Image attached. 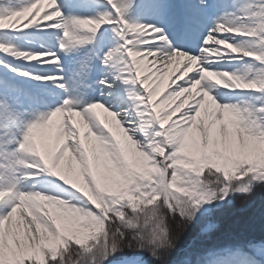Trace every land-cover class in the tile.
Wrapping results in <instances>:
<instances>
[{"label":"snow or ice","instance_id":"snow-or-ice-1","mask_svg":"<svg viewBox=\"0 0 264 264\" xmlns=\"http://www.w3.org/2000/svg\"><path fill=\"white\" fill-rule=\"evenodd\" d=\"M200 4L206 7L207 0H200ZM256 8L257 11H252L250 7H246L245 15L239 16L237 20H218L207 32L202 46L193 52L174 47L164 28L135 18L138 13L166 14L167 10L160 0H65L63 5L59 0H0V20L4 21L0 25V37L6 32L50 29L56 30L55 39L58 44L55 50L46 48L44 51H31L0 39V53L18 60L37 62L38 65H51L52 69L48 74L7 65L4 59H0V65L10 67L13 73H18L21 77L50 81L65 93V98L58 106L41 111L40 105L47 101L7 79L0 80V108L18 130V134L13 132V139L10 141L5 142L0 136V184L6 185L0 187V190L7 197H0V221L6 237L17 230V218L22 214L18 206L20 200L29 198L21 197V190H17V186L47 175L58 178L59 185L56 191L47 194L68 202L71 212L75 214L77 232L75 235L64 233L61 238V232L66 227L64 221H70L71 225L73 223L71 214L44 218L33 224L32 231L39 228L38 235L42 233L54 236L57 240L41 250V258L46 259V264H80L79 260H72L73 254L81 259L91 255L93 261L97 256L107 260L109 256L122 253L125 249L140 256L144 252H150L152 258L160 261V264H168L173 251L202 209L213 204L219 205L236 193H247L254 181L264 184V170L253 168L244 158L227 175L215 168H204L201 171L190 166L177 167V148L179 153H184L192 146V129L185 134L182 145L166 139L159 124H153L152 135L145 136L139 130L140 122L131 114L129 103L122 111L117 112L105 103L91 99L95 86H99L102 95L104 89L112 90L107 94L113 96L116 104L124 102L117 89L127 93V99L138 104L139 101L135 100L131 90L136 95L147 98L144 91L146 85L142 87L135 78L139 61L147 58L161 67L171 61L178 64L179 70L172 77L174 86L169 89L170 92L180 93L183 89L198 85L207 91L210 98H215L218 104L235 105L251 125L264 127V123L257 125L256 119H253L258 117L264 122V101L249 106L221 102L218 96L224 93L217 91L221 88L256 90L253 95L258 93L264 97V31L249 27L246 22L250 17H257L264 26V0H257ZM90 10L95 14H81ZM173 24L181 31L186 28L187 22L181 17H174ZM105 25L112 35L101 32ZM236 36L257 41L259 48L246 46L243 41H237ZM84 48L88 51L82 56ZM60 53L69 62L67 69ZM189 58L198 62L199 70L186 71L191 64ZM245 58H251V61ZM97 60L103 64L105 75L93 81L92 73ZM225 60L240 61L247 67L243 70H220L218 65ZM180 61L185 62L179 63ZM251 62H255L254 65ZM206 73L219 75L206 78ZM223 75L237 81L236 86H224L220 79ZM197 108L199 104L191 112L194 118L200 115ZM98 110H102L103 114ZM65 114L73 117L71 122L62 120ZM81 114L88 121V125L84 126L85 132L90 126L91 131L96 134L93 137L95 144H100V138L105 135L106 117L115 114L124 127L130 129V135L140 142L141 148L152 156L154 172L147 176H137L130 184L129 191L135 195L128 198L102 195L100 206H97L45 167L51 163L49 153L55 156L62 151V144L57 143L58 128L70 123L80 127ZM3 119L4 115L0 114V121ZM4 123H0V127ZM52 128H55L54 145L49 142L51 137L38 138V132H47ZM64 130L69 129L65 127ZM29 142H35V149L27 147ZM156 143L164 146L163 154L152 151ZM73 151L79 153L75 146ZM112 152L113 158L120 163V152L115 144L112 145ZM9 158H15L16 165L22 166V170L3 162ZM97 163L103 172V161ZM8 171L11 172V178L6 175ZM210 177L215 179L211 180ZM31 192L38 193V190ZM27 218L31 223L30 214ZM170 220L174 223L169 222ZM214 227L216 225L210 224L203 231L207 232ZM225 252L238 257L236 264H264V239L238 245L234 250L232 247L221 249L216 252L217 258L211 264H232V260L219 255ZM21 264H35V261L29 256H23Z\"/></svg>","mask_w":264,"mask_h":264},{"label":"rangeland","instance_id":"rangeland-1","mask_svg":"<svg viewBox=\"0 0 264 264\" xmlns=\"http://www.w3.org/2000/svg\"><path fill=\"white\" fill-rule=\"evenodd\" d=\"M180 1L181 11H187L185 3L189 0ZM197 1L200 3V0ZM227 1L228 3L207 0L206 7L202 6V9H198L192 6V8L195 10L194 12H198L199 18L216 24L218 20L223 22L224 12L227 11L234 14L233 7L239 6L237 2H243V0ZM176 2L177 0H160V3L165 8L172 6ZM92 12H85L82 15H93ZM164 15L165 14L152 12L143 13L140 16L136 15L135 18L140 20V22L156 25V21L158 20L159 22ZM241 15L243 16L245 14ZM174 17L176 16L173 15L170 17L169 23L171 25H174ZM230 20H237V18L233 15ZM246 22L249 27H256L258 30L264 31V26L260 24V18L255 20L249 18ZM3 23L4 21L0 20V25ZM188 23H192V21L189 19ZM196 24L198 25L200 22L197 21ZM183 31L184 30H181L179 33L184 34ZM101 32L109 36L112 35L107 25L101 29ZM55 34L56 30L32 29L25 30L23 33L6 32L0 39L8 40L23 50L44 51L46 48L57 49L58 44L55 39ZM206 34L207 33H202L199 38L194 36L192 39H187L184 44L174 47L179 50H191L195 52L202 46ZM236 40L243 41L246 46L259 48V44L255 40L246 38H238ZM42 45L43 47H41ZM60 55L62 59H64L65 68L67 69L69 62L67 58L63 56V53H60ZM0 59H4L7 65L29 70L34 73L39 72L48 74L49 70L52 69L51 65H38L37 62L18 60L3 53H0ZM245 59L251 61V58ZM251 63L254 65L255 62ZM140 66L141 61H139L137 65L135 74L139 71ZM167 66L168 64L164 65V68ZM218 67L220 70L231 71L235 68H242L243 70L247 66L243 65L240 61L230 62L229 60H225L222 61ZM158 72L159 76L154 74V77H146L144 79L145 81L142 83L143 87L146 85L144 91L150 99H152L153 92L158 91L159 93V101L155 105H147L151 117L149 118L150 128L147 131L145 130V136H151L153 124H159L166 139H171L174 143L182 145L185 134L189 129H192V146L184 153H179V148H177V156L181 157L184 161L185 167L190 166L193 169L201 171L204 168H215L218 172H224L225 175H227L235 169L236 163L241 158H244L248 160L253 168H264V160L257 164L258 157L261 155L264 157V127L251 125L244 119L243 114L235 105H226L224 108H219L214 101L206 105L200 98L202 94L206 97L208 93L198 85H194L189 89H183L180 93L170 92L169 89L174 83L172 79L174 70L170 67ZM141 74L142 72H140V75ZM218 75L217 73H210L206 78H212ZM4 79L19 85L23 90L31 91L35 96L47 101V103L40 105L41 111H47L58 106L60 101L65 98L64 91L53 86L50 81H34L28 77H21L18 73H13L10 67L0 65V80ZM220 79L226 87H234L236 83H238L230 79L227 75L220 76ZM191 89H193V94L191 93ZM217 91L225 93L227 90L221 88ZM231 91L238 92V90ZM253 93L254 92H251L247 95L237 93L235 96L224 98L222 102H236L241 103V106H249L264 101V97L259 96L258 93L253 95ZM73 95H76V93H73ZM199 95L200 98H198ZM91 96L95 97V100H98L97 89ZM105 99L106 97L102 98V100ZM197 104H199V108H197L196 111L199 112L200 115L198 118H194L191 115L192 107L190 109V106H195ZM129 105L131 106L132 103ZM126 106L127 105H124V107ZM180 113H184V115H179ZM0 114L4 115V119L0 121V123L5 122L4 125L0 127V136L7 142L13 139V132H17L18 134V130L15 129L14 122L8 121L7 114L3 113L2 108H0ZM62 118L73 119V117H69L67 114ZM253 119H256L257 125L264 123L261 122L258 117H253ZM85 125H88L87 120L82 126L86 136L82 135L80 130L74 129L71 125L68 126V129L73 130L76 134L71 137L70 143L63 146L62 151L57 155L56 164H53L50 160V171L53 172V174L59 175L60 179L63 180L66 185L70 186L74 191L81 193L83 196H86L93 203H96L97 206H100L102 195L123 196L125 198L135 195L129 191L130 184L137 176H147L154 172L152 156H150L148 152H145L141 148L140 142L131 136L128 141H123L120 146L116 147L120 152V163H117L113 158L114 153L110 157L105 155L107 151L106 143H109L108 140L113 136L114 132L106 130L104 137L100 138L101 143L95 144L93 137L96 134L91 131L90 126L87 127V131L85 132ZM69 130H67V135L70 133ZM157 135H159V133ZM73 146L79 149V153L73 151ZM27 147L29 149H35L36 145L33 142H29ZM152 151L163 154L164 146L161 143H156L153 145ZM97 161H103V172ZM3 162L11 163L13 167H18L22 170V166L16 165L15 158H9ZM45 167H47V165H45ZM6 175L11 178L10 171L6 172ZM57 179L58 178L54 179L44 175L42 178L29 181L26 185L17 186V190H21L20 196L29 198L20 200L18 206L21 208L22 214L17 218L18 227L14 233L6 237L3 230V223L0 221V264H21V257L23 256L31 257L35 261V264H46V259L41 258V250L47 245L56 243L57 240L54 236H45L42 233L38 235L40 231L39 228H37L35 232L32 231L33 224H36L44 218H56L61 214H71L73 223L71 225L70 221H64L66 227L61 232V238L64 237V233L69 235L76 234L75 214L71 212V206L67 201L47 194L58 189L59 185ZM33 184H35V189H33ZM3 186L6 185L0 184V187ZM31 190H38V193H32ZM144 191H147V189H144ZM0 197L7 199L3 190H0ZM28 214L31 215V223L27 218ZM248 242L249 241H240L238 243L226 242L223 245L219 244L220 241L212 242L211 245H207L209 247L203 251V259H194V263H202L201 261L205 260L206 262L203 264H211V261L217 258V251L227 247H232L234 250L236 246L246 245ZM219 255H223L229 260H232V264H236L238 260V257H233V255L228 252L220 253ZM138 256H140V254L134 255L132 252L127 258L108 260L109 262L106 264H133V261H135V264H146V259L144 258L143 261L142 256L137 259ZM189 261H191V259L182 258L181 261L175 260L170 264H181V262L184 264Z\"/></svg>","mask_w":264,"mask_h":264},{"label":"bare ground","instance_id":"bare-ground-1","mask_svg":"<svg viewBox=\"0 0 264 264\" xmlns=\"http://www.w3.org/2000/svg\"><path fill=\"white\" fill-rule=\"evenodd\" d=\"M213 1L228 3L227 0H213ZM59 2L62 5L65 4V0H59ZM237 3L239 4V6L233 7L234 14L227 12V11L224 12L223 22L225 21L224 18L227 20H230L233 15L236 18H238L239 16H242L241 14H245L244 9L246 7H250V9L252 11L258 10L256 8L257 0H243L242 3H240V2H237ZM180 5H181V1L177 0V2L175 4L166 8L167 11H166V14L164 15V17L161 18L159 20V22H158V20L156 21V26L164 28V31L168 34L169 39L173 43V46H180V45L184 44L187 39H192V37H194V36L199 38L202 33H207L209 31V29H211L215 25L209 21H206L205 19L199 18L198 12H194L195 10L192 8V6L193 7L195 6L198 9H202V6L199 3V1L189 0L187 3H185L187 11H181ZM189 7L191 10L189 9ZM87 12L91 13L92 11L90 10ZM83 13H85V12H83ZM83 13H81V14H83ZM92 13H93V15L95 14L94 11ZM142 14L143 13H138L137 15L140 16ZM173 15L176 17H181L187 22L186 28L183 31L184 34H180L178 32V30H174V29H176L175 25H171L172 27L171 26L169 27L170 17H172ZM250 18L253 20L257 19V17H250ZM189 19L192 21V23H188ZM197 21L200 22V24L197 25L196 24ZM163 25H164V27H163ZM108 29H109V27H108ZM182 35H184V36H182ZM238 38H243V37L236 36V39H238ZM87 51H88V49L84 48L83 51L81 52V54L85 55L87 53ZM189 60L191 61L190 68L187 69L186 71H188V70H191V71L199 70L198 62L195 61L194 58H189ZM140 61H141V66H140L139 71H137V73L135 74L136 75L135 78L140 83L141 86H142V83L145 81L144 79L146 77H148V78L154 77L153 76L154 74L156 76H159L158 71H160V70L163 71V70H166V69L171 67L174 70V76H175V73L179 70L178 64L171 62V61L169 62L168 66L166 68H164V66L161 67L158 64L153 63L152 61L148 60L147 58L140 60ZM184 62L185 61H180L179 63H184ZM140 72H142L141 75H140ZM208 74H210V73H206V76H208ZM104 75H105V70H104L103 64L99 60L95 61L94 72L92 75L93 81L102 78ZM95 87L97 89L98 100H95V97H93V96H91V99L94 101H99V102L105 103L107 106L110 107L111 110L120 112L123 110L122 107H124V105H127L128 103L129 104L132 103V105H131L132 106V113L131 114L136 116L137 120L140 122L138 125L139 130L145 135V130L147 131L150 128L149 118L151 117L149 115L147 105L151 104V106H152V105H155L159 101L158 91H155L152 93V99H150L148 96L145 99L144 96L136 95L135 91L131 90L133 92V97L135 98V100L139 101L138 104H135V103H133L132 99H129V100L127 99V93H124L121 89H117V92H119V94L121 95L122 100L124 102L116 104L113 102V96H110L107 94L109 91H112V90L104 89V94L102 95V94H100L101 93L100 87L99 86H95ZM149 89H150V87H149ZM251 92H255V90H238L237 93L247 95V94H250ZM191 93L193 94V89H191ZM237 93L232 92L231 90H227V91H225L224 95H220V96H218V98L222 102V100L224 98H229L231 96H235ZM149 96H151V95H149ZM103 97H106V99L102 100ZM202 97H203V99L200 98V95L198 96V98L203 100L206 105H209L214 101L218 105L219 108H224L226 106V105L218 104L216 102L215 98L209 97V94H207L206 97L204 96V94H202ZM230 99H233V98H230ZM191 107L193 109L194 106L193 105L190 106V109H191ZM98 111L102 112V110H98ZM102 114H103V112H102ZM104 115H106V114H104ZM80 119H81L80 120V124H81L80 127H77L76 125H72L71 123L69 125L74 127V129L80 130L81 134L86 136V134L83 132V129H82L83 128L82 126L84 125L86 120L83 118L82 114H81ZM62 120H63V118H62ZM67 120L69 122H71L72 118H68ZM77 120H79L78 117H77ZM106 121L107 122L105 123L104 128L108 131L115 132V134H113V136L108 140L109 145L106 143L107 151H106L105 155L110 157L113 154L112 145L115 144V146L118 147L123 143V141L124 142L128 141V139H130V137L132 135H130V129L125 128L123 122L120 121L119 118L115 116V114L107 116ZM68 126H61L57 130V143L62 144V149H63V146L65 144L70 143L71 137H73V135L76 134L73 132V130H69L70 133H68L69 135H67V131L64 130V128L68 127ZM41 136L51 137L49 142L54 145V143H55V128H52V129L48 130L47 132H38V138ZM33 143L35 144V142H33ZM60 152H58L56 154V156H53L51 153H49V159L53 162V164H56L57 155ZM49 167H50V165L48 164L46 168L49 169ZM43 176L44 175H42L39 178H42Z\"/></svg>","mask_w":264,"mask_h":264},{"label":"trees","instance_id":"trees-1","mask_svg":"<svg viewBox=\"0 0 264 264\" xmlns=\"http://www.w3.org/2000/svg\"><path fill=\"white\" fill-rule=\"evenodd\" d=\"M263 159L262 155L259 156L258 163ZM179 164L178 162L176 166L180 167ZM210 179L214 180L215 177H210ZM169 222L174 223L171 220ZM210 224L216 227L207 232L203 231ZM215 239L221 242L236 240L259 242L264 239V184L255 182L247 193H236L219 205L213 204L202 209L173 251L168 263L189 253H194L197 259H203L200 256L201 250ZM131 253V250L125 249L122 253L117 252L109 256L107 260H103L102 256H97L95 261L91 255H86L81 259L73 254L72 260H79L80 264H106L110 260L124 258ZM143 255L146 264H160V261L152 258L150 252H144Z\"/></svg>","mask_w":264,"mask_h":264}]
</instances>
